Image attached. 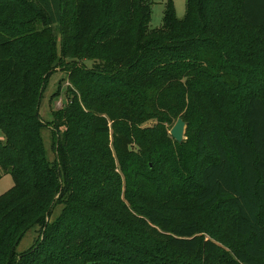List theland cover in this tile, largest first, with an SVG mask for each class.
<instances>
[{"label": "trees", "instance_id": "obj_1", "mask_svg": "<svg viewBox=\"0 0 264 264\" xmlns=\"http://www.w3.org/2000/svg\"><path fill=\"white\" fill-rule=\"evenodd\" d=\"M185 7L0 0V264H264V0Z\"/></svg>", "mask_w": 264, "mask_h": 264}, {"label": "rangeland", "instance_id": "obj_2", "mask_svg": "<svg viewBox=\"0 0 264 264\" xmlns=\"http://www.w3.org/2000/svg\"><path fill=\"white\" fill-rule=\"evenodd\" d=\"M171 3L174 7L175 14L178 18H182L185 14V0H150V28L159 27L162 23L163 12L165 7ZM64 77V72L61 70L54 71L47 79L42 98L39 106V114L42 120L48 121L51 118V111L62 107L66 103L65 86L62 85L60 93L57 97L50 99V96L57 90L58 82ZM173 126V125H172ZM46 154L49 159H53L54 152L52 149V134L48 127L44 126L41 130ZM185 139V136H184ZM12 178L9 173H3L0 177V194L12 186ZM60 207L56 206L53 211L55 216ZM37 228L28 230L20 240L17 251L23 252L27 250L37 237Z\"/></svg>", "mask_w": 264, "mask_h": 264}, {"label": "water", "instance_id": "obj_3", "mask_svg": "<svg viewBox=\"0 0 264 264\" xmlns=\"http://www.w3.org/2000/svg\"><path fill=\"white\" fill-rule=\"evenodd\" d=\"M185 122L182 118H177L173 126L169 130V134L178 142L181 143L184 139Z\"/></svg>", "mask_w": 264, "mask_h": 264}]
</instances>
